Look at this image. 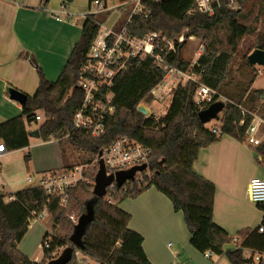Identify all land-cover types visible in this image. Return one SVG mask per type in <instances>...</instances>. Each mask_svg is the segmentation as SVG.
<instances>
[{
	"label": "trees",
	"instance_id": "trees-1",
	"mask_svg": "<svg viewBox=\"0 0 264 264\" xmlns=\"http://www.w3.org/2000/svg\"><path fill=\"white\" fill-rule=\"evenodd\" d=\"M72 1L62 0V4L67 6ZM238 1L244 3L247 0ZM47 2L45 0L44 5ZM143 4L147 15L133 14L126 24L128 34L144 36L158 31L175 40L176 51H162V58L168 64L190 70L199 80H190L175 91L165 115H147L138 106L144 101H152L151 90L163 79L166 69L150 55L129 58L127 67L118 72L109 88L103 90L113 93L110 105L114 106V112L105 118V133L95 137L87 130L75 127L73 120L84 99L79 86L82 68L101 27L97 14L85 15L81 37L56 80L48 79L31 57L38 70L39 87L34 95L23 92L27 101L22 104L20 115L0 122V141L4 142L7 151L28 147L31 131L28 125L38 122L35 115L42 109L45 120L36 129L42 140H58L64 163L61 168L50 171H67L84 165L91 168L88 173L83 171L90 181L81 179L62 195L50 194L43 186L33 185L11 193L14 198L8 201L0 190V264H47L61 249L72 245L70 236L76 223L70 215H82L90 204L94 206L95 214L79 248L85 263L77 260L74 248L68 264H153L144 250L143 235L129 226L131 213L120 206L122 200L136 197L152 185L172 201L175 210L183 211L191 235L190 243L199 251L225 254L232 264L251 263L245 256V248L264 252V231H259V227L264 226V217L256 227L240 229L236 237L233 236L213 218L215 183L194 168L202 147L219 140L223 134L245 141L255 110L264 117V89L250 90L251 85L243 83L237 91L231 92L226 83L241 41L255 29L241 22L243 8L221 7L210 15L198 9L196 0H144ZM182 32L186 38L198 36L203 41L204 49L193 63L183 57L185 43L177 39ZM255 48L264 49V32L259 33ZM248 64L253 66L249 61ZM199 82L220 94L225 92L229 99L220 118L222 135L213 133L199 119V111L211 104L194 100ZM13 90L18 89L10 87V91ZM218 97L216 95L215 100ZM124 135L151 148L150 173H144L145 168L141 170V180L135 177L121 187L109 188L104 197L96 196L92 181L97 173L95 161L99 152ZM256 149L264 157V139ZM30 159V153L26 154V162ZM62 197L67 198L66 205L62 204ZM257 205L263 209L262 205ZM45 210L53 220V231L50 229L53 236L50 246L45 247L46 231L42 242L44 255L41 261H36L19 249V243L29 229L31 218ZM232 241L237 243L236 247L226 250L225 246ZM257 264H264V261Z\"/></svg>",
	"mask_w": 264,
	"mask_h": 264
},
{
	"label": "crops",
	"instance_id": "crops-1",
	"mask_svg": "<svg viewBox=\"0 0 264 264\" xmlns=\"http://www.w3.org/2000/svg\"><path fill=\"white\" fill-rule=\"evenodd\" d=\"M44 1L0 0V122L18 116L23 111L22 103L12 98L10 87L29 95H34L39 87L38 70L30 58H34L48 79L56 80L81 37L85 15L93 9L92 0H73L67 6L62 4V0H48L46 5ZM105 2L106 9L97 13L101 27L118 31L127 24L132 5L121 0ZM129 5L130 9L127 8ZM118 10L119 14L116 15ZM259 71L260 74L253 76L250 83H244L251 85L250 90L264 89L254 86L257 77L264 72L262 69ZM241 84L243 83L229 84L228 88L232 86L233 91H237ZM223 96L228 99L226 95ZM253 115L255 122H258V119L264 120L257 110ZM261 127L264 130V122ZM35 138L40 137L30 136L29 146ZM44 143H58L59 166L46 169L43 175L50 170L61 168L64 164L58 140L51 139ZM256 148L257 146L246 141L223 134L219 140L201 148L194 164L198 173L215 183L213 218L231 234L252 227L242 210L241 200L244 195H248L250 179L264 175V157ZM1 185L3 183H0ZM120 206L131 213L129 226L143 235L144 250L153 264H173L180 256L187 259L189 264H232L225 254L212 253L206 256L205 252L191 245V235L183 211L175 210L172 201L154 185L136 197L122 200ZM45 213L49 214L45 210L39 218H43ZM39 218H31L37 224L33 232L38 237L42 234L44 237L48 228ZM31 226L32 223L29 227ZM30 230L31 228L19 243L20 249L32 260L41 261L43 257L38 254L31 255L32 252H28L23 246ZM171 240L176 244L172 253L167 254L164 252V245L167 241L170 245ZM236 244H227L225 249H234Z\"/></svg>",
	"mask_w": 264,
	"mask_h": 264
},
{
	"label": "built area",
	"instance_id": "built-area-1",
	"mask_svg": "<svg viewBox=\"0 0 264 264\" xmlns=\"http://www.w3.org/2000/svg\"><path fill=\"white\" fill-rule=\"evenodd\" d=\"M144 0H127L132 5L131 13L127 23L135 13H145L146 8L143 4ZM159 1V0H155ZM198 9L210 15L221 7H227L232 10L242 8V3L238 0H196ZM92 12L99 13L106 9L105 0H92ZM190 38H193L190 36ZM179 42L185 41V36L177 37ZM204 49L201 46L199 55ZM176 51L175 40L163 36L158 31H151L144 36H134L128 34L126 24L120 30L115 31L108 27H100V30L95 38L91 50L89 52V59L84 64L79 80L80 89L84 92V99L81 106L75 112L73 124L77 128L87 130L92 136L99 137L105 133V118L114 112V106L110 105L113 93L110 90L103 92L104 89L109 88L115 76L119 71L127 67V61L131 57H146L148 55L155 57L156 61L166 69L163 79L152 88V101H162L170 96H173L179 87H184L190 80L198 81L199 78L190 70H184L176 65L168 64L161 56L162 51ZM216 95L219 96L217 100H222L225 103L228 101L226 97L218 93L209 85L199 82L196 87L194 100L197 103L210 102L213 103ZM141 104V103H140ZM139 104V105H140ZM139 108V106H138ZM152 114V113H150ZM45 118V112L42 109L37 110L35 120L40 121ZM258 119V117L256 118ZM254 120V119H253ZM264 122L258 119V122L252 121L246 130L245 141L253 146H258L264 139V130L261 124ZM243 123V120L241 121ZM211 131L217 135L223 134L221 124H213L209 126ZM102 155H98L95 161L97 171L101 160L105 163L107 173L115 174L120 170H128L134 167L146 165L144 173H150V156L152 150L150 147L138 142L129 136H119L111 145L101 149ZM7 152V148L3 141H0V157ZM84 165H79L67 171H48L45 173L38 185L43 186L50 194L62 195L66 189L75 186L79 180L84 179L89 182V178L84 176ZM79 172V176L76 173ZM143 172L137 171L136 176L138 181L143 178ZM31 180V177H29ZM130 181V180H128ZM126 181V182H128ZM125 182V183H126ZM94 188L95 180L92 181ZM124 183V184H125ZM123 184V185H124ZM7 185L6 182L3 186ZM117 185L115 182L107 187L114 188ZM106 193V195H107ZM105 195V196H106ZM249 199L257 204L263 206L264 209V175L252 177L248 183ZM14 196L8 193L5 199L11 200ZM67 198L62 197V204L66 205ZM34 217H41V213ZM264 217V213H263ZM70 218L77 223L79 216L74 214ZM261 222V221H260ZM48 235L44 239L43 245L50 246V241L53 232L48 229ZM259 231H264V226L259 227ZM249 252L260 253L264 261V252L255 251L253 249L245 248V256L251 259L250 264H256L253 256ZM75 254L77 260L85 263V256L79 248H76ZM206 256L212 254L211 251L205 252ZM260 260V261H261ZM176 264H185L183 261H176Z\"/></svg>",
	"mask_w": 264,
	"mask_h": 264
},
{
	"label": "rangeland",
	"instance_id": "rangeland-1",
	"mask_svg": "<svg viewBox=\"0 0 264 264\" xmlns=\"http://www.w3.org/2000/svg\"><path fill=\"white\" fill-rule=\"evenodd\" d=\"M128 9L131 8V5L127 6ZM242 14L244 16L241 18V22L249 26L251 29H255L250 33L246 34L244 39L241 41L239 46L238 53L235 55L232 63H231V75L227 79L226 83L228 84H239V83H249L253 76L257 73L260 74V69L264 71V65L255 64L251 66L248 64V56L251 54L256 48L255 46L259 40V33L264 32V0H247L242 3ZM126 13V9L124 10ZM119 14L116 11V15ZM125 17V16H124ZM122 26V25H121ZM180 35L185 34L182 32ZM179 35V36H180ZM178 36V37H179ZM193 38H186L183 45V57L190 62H195L199 56V51L201 46L203 45V41L198 36H192ZM248 55L246 58L245 56ZM258 69V70H257ZM257 71V72H256ZM198 77V76H197ZM199 78V77H198ZM255 87L264 88V72L261 76L257 77L255 81ZM233 91L232 86L229 88ZM225 95V92H221ZM173 96H170L162 101H149V102H142L139 105V109L149 115L150 113L154 114L156 117H160L165 115L169 104L171 103ZM220 113V118H221ZM212 119L207 125L211 126L213 124H220L221 119ZM32 122L28 127L30 130H34L43 121ZM208 126V127H209ZM263 129V128H262ZM58 143H44L42 139H33L31 142V146L27 149H17L13 151H8L4 153L0 157V183H8V185H1L0 190L8 196V193H13L17 190L38 185L40 180L43 176L44 171L48 168H55L59 166V158L57 154ZM30 153L31 159L26 162L25 155ZM91 168L85 166L84 172L90 170ZM79 176V172L76 173ZM88 176V175H87ZM31 177V180H29ZM93 191V189H92ZM241 206L244 214L248 218V224L252 226L251 228L256 227L264 213V209L259 208L255 203L249 200L248 195H244L241 200ZM48 212V211H47ZM49 213V212H48ZM50 216V217H49ZM41 222L44 223V226L48 229H51V225L53 223L51 214H44ZM35 220L32 219L30 223L32 226L28 236L24 240L23 246L26 248L28 252H32L31 255L43 257V234L38 237V235L34 234L33 230L35 225H37ZM52 230V229H51ZM45 231V230H44ZM53 231V230H52ZM27 234V233H26ZM236 237V233L232 234ZM170 245H164V252L165 253H172V250L175 247V242L173 240L170 241ZM231 246L235 244V241L229 243ZM20 249V246H19ZM21 250V249H20ZM63 249L60 250L59 254ZM22 251V250H21ZM25 253V251H22ZM27 255V253H25ZM251 256H253L256 264L260 262L263 256L257 252H249ZM30 257V256H29ZM31 258V257H30ZM179 260L183 261L185 264H189L187 259L179 257ZM175 260L174 263L175 264Z\"/></svg>",
	"mask_w": 264,
	"mask_h": 264
},
{
	"label": "water",
	"instance_id": "water-1",
	"mask_svg": "<svg viewBox=\"0 0 264 264\" xmlns=\"http://www.w3.org/2000/svg\"><path fill=\"white\" fill-rule=\"evenodd\" d=\"M248 60L251 64H259L264 65V49L256 48L251 54L248 56ZM12 98L20 101L22 104L27 101V96L18 90L11 91ZM225 107V102L222 100H217L211 103L207 108L201 109L198 113L199 119L202 123L207 124L212 119H219L220 113L223 111ZM31 137H40L39 129H34L30 131ZM99 155H102V150H100ZM146 165L134 167L128 170H120L115 174H108L105 163L103 160L99 163V169L95 175V184L93 188V193L96 196L104 197L107 193V187L113 184L114 182L118 187L123 186V184L135 178L137 171L144 170ZM95 214L94 206L88 205L87 211L79 216L78 222L74 226L73 233L70 236V241L72 245L65 247L61 253L49 260L47 264H68L73 256L74 248L82 247L83 243V235L86 231L87 225L93 219Z\"/></svg>",
	"mask_w": 264,
	"mask_h": 264
}]
</instances>
